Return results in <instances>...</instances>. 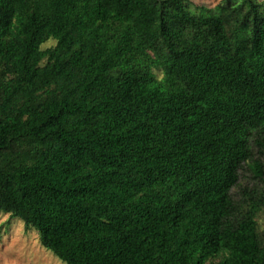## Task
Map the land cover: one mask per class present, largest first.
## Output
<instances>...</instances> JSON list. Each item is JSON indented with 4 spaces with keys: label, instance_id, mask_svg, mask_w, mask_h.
I'll return each instance as SVG.
<instances>
[{
    "label": "trees",
    "instance_id": "obj_1",
    "mask_svg": "<svg viewBox=\"0 0 264 264\" xmlns=\"http://www.w3.org/2000/svg\"><path fill=\"white\" fill-rule=\"evenodd\" d=\"M0 212L65 264H264V0H0Z\"/></svg>",
    "mask_w": 264,
    "mask_h": 264
},
{
    "label": "rangeland",
    "instance_id": "obj_2",
    "mask_svg": "<svg viewBox=\"0 0 264 264\" xmlns=\"http://www.w3.org/2000/svg\"><path fill=\"white\" fill-rule=\"evenodd\" d=\"M212 6L219 0H191ZM53 41L46 42L43 47ZM0 264H65L40 243L38 232L20 218L0 212Z\"/></svg>",
    "mask_w": 264,
    "mask_h": 264
}]
</instances>
